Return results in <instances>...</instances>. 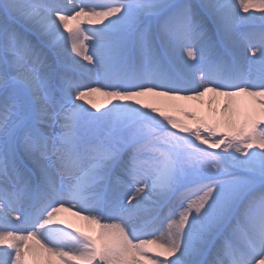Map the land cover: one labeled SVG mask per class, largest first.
I'll list each match as a JSON object with an SVG mask.
<instances>
[{
	"label": "snow or ice",
	"instance_id": "6c2138e0",
	"mask_svg": "<svg viewBox=\"0 0 264 264\" xmlns=\"http://www.w3.org/2000/svg\"><path fill=\"white\" fill-rule=\"evenodd\" d=\"M0 264H264V0H0Z\"/></svg>",
	"mask_w": 264,
	"mask_h": 264
},
{
	"label": "bare ground",
	"instance_id": "6f19581e",
	"mask_svg": "<svg viewBox=\"0 0 264 264\" xmlns=\"http://www.w3.org/2000/svg\"><path fill=\"white\" fill-rule=\"evenodd\" d=\"M62 2L64 3L65 6V13H69L73 11V3L74 0H72V2H70V0H62ZM241 15H246L245 13L241 12ZM257 15H259V13H257ZM74 23V22H73ZM106 23V22H104ZM103 24H88L86 22V20L81 24L82 28H98V27H102ZM256 28L259 27V21L256 22L255 25ZM248 27L245 26L243 28H241V31H247ZM75 55V54H73ZM76 59L81 60L82 63L87 64V61H83L81 57L77 56ZM207 99L208 97L206 96L204 98V102L201 103L199 101H189V100H181V101H176L175 103L179 106V108H177L176 110H171L169 111V114L176 116L179 119L185 120L186 118L183 116V113L180 109H187V110H192V111H196L198 115H202V116H208L209 115V109H208V105H207ZM91 100L93 103H95L101 111H104L106 107H110V105L108 104V97L100 94V93H96L91 97ZM224 98H219V102L218 103H214L213 107L214 108H218L219 104L223 103ZM90 107V105H88ZM93 111H95V109H93ZM188 123H192L191 121H186ZM211 122V121H210ZM219 151V150H217ZM73 211H75V209H73ZM86 215V213L84 214ZM61 220H63L65 222V225L70 224L72 227L71 229H69L70 231H74L75 229H79L80 231L86 232L88 234H95V226L91 225L88 221L81 219L79 216H74L72 215V212H62L60 214L59 217Z\"/></svg>",
	"mask_w": 264,
	"mask_h": 264
},
{
	"label": "rangeland",
	"instance_id": "374dc122",
	"mask_svg": "<svg viewBox=\"0 0 264 264\" xmlns=\"http://www.w3.org/2000/svg\"><path fill=\"white\" fill-rule=\"evenodd\" d=\"M104 22H106V23H107V21H104Z\"/></svg>",
	"mask_w": 264,
	"mask_h": 264
}]
</instances>
